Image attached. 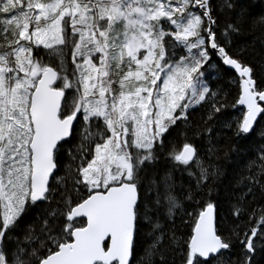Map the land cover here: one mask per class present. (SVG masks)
<instances>
[{"label": "snow or ice", "instance_id": "6c2138e0", "mask_svg": "<svg viewBox=\"0 0 264 264\" xmlns=\"http://www.w3.org/2000/svg\"><path fill=\"white\" fill-rule=\"evenodd\" d=\"M258 253L264 12L246 0H0V264Z\"/></svg>", "mask_w": 264, "mask_h": 264}, {"label": "trees", "instance_id": "16d2710c", "mask_svg": "<svg viewBox=\"0 0 264 264\" xmlns=\"http://www.w3.org/2000/svg\"><path fill=\"white\" fill-rule=\"evenodd\" d=\"M247 3H250L252 5V10L259 14L261 12H264V0H246ZM251 39V37H241L238 41V43L243 44L246 40ZM214 73L209 75V79L212 80V83H215V80L213 79ZM207 109L206 108H198L197 111L194 113V116L197 120L200 119V117H203L204 119H207ZM179 142V141H177ZM228 141H224L220 144L221 147H224L225 144H227ZM225 196V191L222 188L220 190V197L223 199ZM256 264H264V253H258L256 256Z\"/></svg>", "mask_w": 264, "mask_h": 264}]
</instances>
